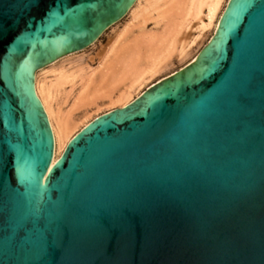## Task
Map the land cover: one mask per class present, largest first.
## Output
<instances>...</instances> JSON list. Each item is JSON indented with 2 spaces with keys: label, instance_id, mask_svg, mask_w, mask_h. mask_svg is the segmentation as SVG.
<instances>
[{
  "label": "water",
  "instance_id": "95a60500",
  "mask_svg": "<svg viewBox=\"0 0 264 264\" xmlns=\"http://www.w3.org/2000/svg\"><path fill=\"white\" fill-rule=\"evenodd\" d=\"M134 0H0V264H264V0L51 164L34 72Z\"/></svg>",
  "mask_w": 264,
  "mask_h": 264
},
{
  "label": "bare ground",
  "instance_id": "6f19581e",
  "mask_svg": "<svg viewBox=\"0 0 264 264\" xmlns=\"http://www.w3.org/2000/svg\"><path fill=\"white\" fill-rule=\"evenodd\" d=\"M227 1L135 0L93 52L85 53V47L67 53L34 72V90L54 136L51 164L93 118L128 104L193 61Z\"/></svg>",
  "mask_w": 264,
  "mask_h": 264
},
{
  "label": "rangeland",
  "instance_id": "374dc122",
  "mask_svg": "<svg viewBox=\"0 0 264 264\" xmlns=\"http://www.w3.org/2000/svg\"><path fill=\"white\" fill-rule=\"evenodd\" d=\"M135 1V0H134ZM134 3V2H133ZM132 3V4H133ZM131 7V6H130ZM128 10H129V8H128ZM127 12H126V14L121 18V19H119L118 21H116L115 23H113L112 24V26L114 25V26H116V25H120L121 24V22L122 21H124V19H126V17H127ZM111 26V25H110ZM108 27V28H106L102 33H101V35L95 40V45L94 46H92V47H86V49H85V53H91V52H93L95 49H96V47H97V45L99 44V42L101 41L102 43L103 42H105V40H106V36H107V33H109L110 31H111V29H112V26L111 27ZM179 66V64H176V65H174V67L173 68H176V67H178ZM103 109H107L106 107H104V108H102V110ZM101 112V111H100ZM99 112V113H100Z\"/></svg>",
  "mask_w": 264,
  "mask_h": 264
}]
</instances>
